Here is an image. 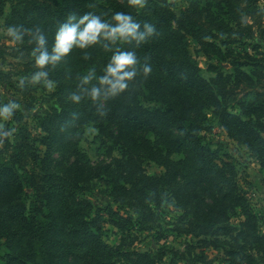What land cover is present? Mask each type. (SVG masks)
Segmentation results:
<instances>
[{
  "label": "trees",
  "instance_id": "1",
  "mask_svg": "<svg viewBox=\"0 0 264 264\" xmlns=\"http://www.w3.org/2000/svg\"><path fill=\"white\" fill-rule=\"evenodd\" d=\"M9 1L0 0V16L4 15ZM202 1L205 6L202 2L190 3L179 19L169 0H147L142 9L129 6L128 0H19L13 4L11 25L40 29L48 39L49 50L57 30L70 14L79 17L91 13L110 21L115 13L122 12L141 25L145 22L154 25L156 34L139 45L101 41L86 49L74 48L61 63L49 69V74L56 77L55 95L60 112L54 109L42 120V130L47 136L39 140L21 128L12 144L0 133V204L7 210L3 215L2 236L8 251L5 256L0 253V264H71L70 261L87 258L100 262L98 257L102 256L110 264L116 258L131 264H156L154 254L134 253L137 260L131 262L119 249L104 244L88 227L80 203L70 204L67 200V185L58 172L56 176L51 165L37 168L44 162L40 161L37 143L49 148V141L59 130L69 133L78 121L85 123L89 119L100 123L101 133H106L108 125H115L119 134L135 148L143 147L139 134L156 133L155 137L164 141L165 151L150 150V154L167 171L173 169L183 178V189L173 197L184 210L190 209L192 233L200 238L214 237L216 243L225 240L223 245L229 247L227 264H264V236L257 231L256 219L251 213L243 224L244 246L228 231L230 226L223 224L228 222L229 209L240 207L237 202L242 199L241 193L232 164L210 148L203 134L207 131L206 112L211 111L229 138L249 150L264 168V70L261 68L264 65L249 55L247 59L255 65L241 62L235 51L229 49L228 39L235 33L240 36L244 28L252 31L234 10V1ZM256 12L249 10L248 13L255 15ZM190 39L221 67L224 63L231 66L233 76L221 74L206 80L190 52ZM117 50L134 52L139 71L127 90L112 99L116 106L103 107L86 94L79 102H73L70 96L79 91L81 78L78 77L86 75L98 59L105 68ZM1 55L0 50V59ZM144 65L151 67L147 76L142 71ZM76 69L82 72L77 78L72 74ZM6 79L0 70V82ZM241 88L255 94H250L249 101L239 102L242 114H233L230 105ZM140 97L159 107L144 108ZM12 117L16 119L15 113ZM17 121L21 124V120ZM174 155L183 158L174 161ZM102 172L116 184L122 179L109 167ZM26 189L36 195L28 212L23 203ZM110 213L116 215L112 210ZM78 249L82 250L79 255L75 254ZM162 256L163 251H159L157 257Z\"/></svg>",
  "mask_w": 264,
  "mask_h": 264
},
{
  "label": "rangeland",
  "instance_id": "2",
  "mask_svg": "<svg viewBox=\"0 0 264 264\" xmlns=\"http://www.w3.org/2000/svg\"><path fill=\"white\" fill-rule=\"evenodd\" d=\"M18 1H9L4 15L0 16V70L7 76L5 82H0V105L9 102L19 105L14 111L16 119H0V133L7 132V135H3L12 144H15L21 128L30 131L36 139L44 138L47 134L42 130V120L53 113L54 109L60 112L55 95L56 77L49 74L47 83L30 82L31 75L37 70L32 57L35 45L30 42V35H25L20 43L13 42L8 35L7 29L12 26L10 16L13 4ZM233 1L234 10L242 17L243 24L252 27V31L244 28L240 36L235 33L228 39L231 42L229 49L235 51L234 55L239 56L241 62L255 65V62L247 59L246 55H249L260 60L259 65H264V0ZM200 2L205 6L202 0H169L177 19L189 8L190 3ZM249 10L258 12L250 15ZM252 35L254 39H249ZM190 47L206 80L221 74L233 76L231 66L224 63L221 67L218 61L191 39ZM261 68L264 70V66ZM88 70H95L96 75L101 76L104 74V65L98 59ZM244 71L249 72L248 69ZM72 74L77 78L82 72L76 69L72 70ZM92 83L96 84V81ZM251 92L241 88L237 99L230 105L233 114L243 113L239 102L249 101L251 95L255 94ZM113 98L115 97L98 103L103 107L116 106ZM140 101L148 110L159 107L148 103L144 97H140ZM206 115L207 131L203 134L210 148L232 164L235 182L242 198L237 202L240 207L229 209L228 222L223 224L230 226L228 231L244 246L246 240L243 239V224L249 213L256 219L257 231L264 236V168L249 150L229 138L211 111H207ZM17 118L21 120V124ZM99 124L92 119L85 123L78 121L69 133L59 130L56 137L49 141L51 147L36 144L40 161H44L37 168L51 165V171L64 179L67 185L66 198L70 204L73 201L80 203L89 223L88 227L104 244L119 249L131 262L137 260L134 253H151L156 256V264H227L226 251L229 247L223 245L225 240L220 239L222 243H216L214 237L200 238L192 233L193 216L190 209L184 210L175 201V192L181 191L185 185L183 178L173 169L167 171L152 159L150 150L159 153L165 151L164 141L155 137L156 133H142L138 138L143 147L135 148L119 134L115 125H108L106 133H101ZM182 158L181 155L172 157L174 161ZM105 167H109L118 179L122 178L121 181L116 184L103 175ZM35 200L36 195L26 189L23 203L27 212L31 211ZM5 208L0 204V253L4 256L8 254L6 241L2 236L3 215L7 211ZM110 210L116 215L111 214ZM64 239L68 241L66 237ZM159 251H163L161 259L157 257ZM80 252L82 250L78 249L75 254L79 255ZM98 258L100 262L89 258L70 262L110 264L104 262L105 257ZM111 264L131 263L116 258Z\"/></svg>",
  "mask_w": 264,
  "mask_h": 264
},
{
  "label": "clouds",
  "instance_id": "3",
  "mask_svg": "<svg viewBox=\"0 0 264 264\" xmlns=\"http://www.w3.org/2000/svg\"><path fill=\"white\" fill-rule=\"evenodd\" d=\"M146 2L147 0H128L129 6L136 9L144 8ZM7 31L13 42L20 43L25 35H30V42L35 45L32 57L37 70L30 77L33 84L47 83L48 69L61 63L74 48L86 49L101 41L108 44L134 42L139 45L156 34L154 25L147 22L141 25L131 15L122 12L115 13L110 21L91 13L79 17L70 14L57 30L51 50L47 37L40 29L29 30L22 25H12ZM137 64L138 59L134 52L115 51L104 68V74L97 76L95 70H89L81 77L79 91L72 93L70 99L79 102L86 94L93 102H98L122 94L137 76L139 71ZM142 71L147 76L151 72V67L144 65ZM93 81H96V84H92ZM21 83L23 84V81ZM89 85L92 86L88 87ZM18 108L19 105L15 102L0 105V119L11 118Z\"/></svg>",
  "mask_w": 264,
  "mask_h": 264
}]
</instances>
